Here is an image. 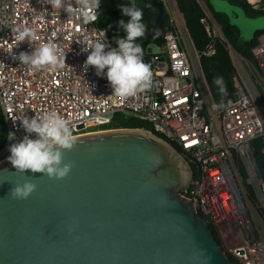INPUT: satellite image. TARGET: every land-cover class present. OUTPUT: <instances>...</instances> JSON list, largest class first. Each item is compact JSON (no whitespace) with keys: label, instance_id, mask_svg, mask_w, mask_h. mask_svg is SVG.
<instances>
[{"label":"built area","instance_id":"1","mask_svg":"<svg viewBox=\"0 0 264 264\" xmlns=\"http://www.w3.org/2000/svg\"><path fill=\"white\" fill-rule=\"evenodd\" d=\"M161 1L165 8L174 2ZM247 1L255 9L264 8L262 0ZM67 2L77 7L55 9L49 0H0V108L7 127L0 161L14 142L8 140L9 132L16 140L25 135L19 121L11 118L55 111L78 136L113 129L118 113L133 117L177 145L194 165L192 181L180 193L192 199L196 213L211 223L227 246L222 247L225 252L239 264H264V180L251 146L262 139L264 153V109L258 103L263 101L264 107V33L251 49L257 68L249 88L239 84L236 73L235 97L218 108L199 58L214 54V37H221L219 26L207 13L201 17L210 41L198 52L189 38V53L180 29L185 27L183 16L170 12L174 28L164 33L162 43H148L143 49L152 73L149 89L121 97L112 92L106 78L95 75L94 67L83 72L88 53L81 49L102 38L105 28L98 27L97 20H83L79 0ZM21 27L32 30L37 39L17 46L15 29ZM49 42L66 53L63 67H30L12 54ZM104 42L116 46L106 30Z\"/></svg>","mask_w":264,"mask_h":264},{"label":"water","instance_id":"2","mask_svg":"<svg viewBox=\"0 0 264 264\" xmlns=\"http://www.w3.org/2000/svg\"><path fill=\"white\" fill-rule=\"evenodd\" d=\"M145 6L158 12L137 41L143 49L157 41L152 30L167 13L161 0ZM211 67L221 78L215 61ZM75 137L63 154L73 167L61 180L17 174L0 161V170L9 169L0 172V264H234L180 193L193 170L171 144L141 127ZM26 178L35 192L11 199L12 183Z\"/></svg>","mask_w":264,"mask_h":264},{"label":"clouds","instance_id":"3","mask_svg":"<svg viewBox=\"0 0 264 264\" xmlns=\"http://www.w3.org/2000/svg\"><path fill=\"white\" fill-rule=\"evenodd\" d=\"M55 9L66 8L71 10L77 7L67 0H49ZM101 0H79L78 11L85 22H95L100 16ZM121 18L117 21L118 28L123 35L114 39L115 47H109L103 37L97 38L86 48V59L82 64L83 72L89 66L94 67L97 77L106 78L112 92L121 97L134 96L149 89L152 73L150 66L143 60V48L137 42L149 31L144 23V10L138 6L137 0H127V3L117 6ZM153 37L159 35L158 29H153ZM35 33L27 27L15 29L14 40L18 46L21 42L36 40ZM107 48V50H106ZM21 63L34 68L51 66L53 69L63 67L66 62V53L60 52L55 43H41L29 52L12 53ZM215 83L222 85V78H216ZM224 92L225 88L220 87ZM215 107V105H214ZM13 122L19 121L25 135L16 140L15 133L9 132V155L6 160L12 166L14 173L33 176L28 173H40L49 179L61 180L65 178L73 167L72 162H64L63 154L76 145V137L66 119L57 112L49 111L40 116L21 115ZM34 134V136L32 135ZM9 171L5 168L0 172ZM3 183V182H2ZM9 197L14 200H26L36 190L32 179L12 183Z\"/></svg>","mask_w":264,"mask_h":264},{"label":"trees","instance_id":"4","mask_svg":"<svg viewBox=\"0 0 264 264\" xmlns=\"http://www.w3.org/2000/svg\"><path fill=\"white\" fill-rule=\"evenodd\" d=\"M175 4L183 16L184 24L186 30L189 34L191 42L196 49L200 52L210 41L204 26L200 22V18L206 15L205 9L202 8L197 0H191V5H188L186 0H174ZM206 6L208 13L215 21V23L220 27L223 38L220 36L214 37V54L210 57L200 56L199 62L201 69L203 71L204 77L206 79L210 94L218 108L223 107L228 98L235 97L236 87L234 86V77L236 76V68L233 65L230 48L233 49L238 55L243 59L248 61L250 65L257 68L255 59L251 49L257 43V37L264 33V28L258 29L254 32L252 38L244 40L241 38L238 28L229 23L227 16L221 12H217L212 9V7L202 0ZM228 3L240 7L246 16L255 17L258 15L264 16V8L255 9L253 8L247 0H225ZM264 2V0H262ZM127 3V0H101L100 4V16L97 19L96 25L98 27L105 28L110 42L115 45L114 39L117 36L123 35L122 31L117 26V21L121 18V13L117 7L119 4ZM138 6L144 10V23L149 28L150 22L156 17L157 9L155 7H146L145 0H137ZM173 23L170 21V15L167 12L165 18L163 19L160 28L159 35L157 39V44L162 43L163 35L167 30L173 29ZM140 40V39H139ZM215 61L220 69L222 85H217L215 83L216 74L211 67V63ZM252 78L254 73H252ZM225 88L224 92L220 91V87ZM259 89V88H258ZM261 93V91H260ZM262 94V93H261ZM263 100H264V96ZM114 128H134L142 127L153 132L151 126L148 123L139 121L133 117H125L123 114L118 113L114 116V121L112 123ZM7 127L0 108V148L3 146L6 139ZM156 134V133H155ZM158 135V134H157ZM159 136V135H158ZM178 152L181 153V149L171 143ZM254 157L258 164L259 170L264 180V153L262 152L263 140L257 139L251 144ZM193 176L195 174V167L192 166ZM212 232L218 239L214 228L211 223H208ZM221 244V243H220ZM231 261L234 264H239L231 255L228 254Z\"/></svg>","mask_w":264,"mask_h":264},{"label":"rangeland","instance_id":"5","mask_svg":"<svg viewBox=\"0 0 264 264\" xmlns=\"http://www.w3.org/2000/svg\"><path fill=\"white\" fill-rule=\"evenodd\" d=\"M197 1L200 3L202 8L205 9L206 13L209 14L203 1L202 0H197ZM206 2L212 7L213 10L225 14L229 20V23L235 25L238 28L240 36L244 40H248L252 38L255 30L264 28L263 15H258L255 17L246 16L240 7L234 6L225 0H206ZM170 5L171 6L169 8L166 7L167 11L171 12V14L173 13L178 14V10H176L175 4L173 2H170ZM180 29L185 39V45L188 51L187 44H189L190 41L189 37L187 36L186 29L185 27H183V25H181ZM230 55L233 65L236 68L239 84L243 88L244 87L249 88L250 78L253 79L251 70H253L252 73H254V67H252L248 61L243 59L231 48H230ZM258 103L262 107V109H264L263 101L260 100ZM218 238L220 240L221 246L224 249L227 248V246L223 244L219 236Z\"/></svg>","mask_w":264,"mask_h":264},{"label":"crops","instance_id":"6","mask_svg":"<svg viewBox=\"0 0 264 264\" xmlns=\"http://www.w3.org/2000/svg\"><path fill=\"white\" fill-rule=\"evenodd\" d=\"M174 1V0H173ZM174 4H175V1L173 2ZM175 8H176V10H178V8H177V6H176V4H175ZM169 13V15H170V12H168ZM178 13H180V11L178 10ZM173 14H175V13H173ZM181 14V13H180ZM182 15V14H181ZM184 26H185V24H184ZM185 29H186V27H185ZM186 32H187V30H186ZM187 35H188V37H189V34H188V32H187ZM190 38V37H189Z\"/></svg>","mask_w":264,"mask_h":264}]
</instances>
